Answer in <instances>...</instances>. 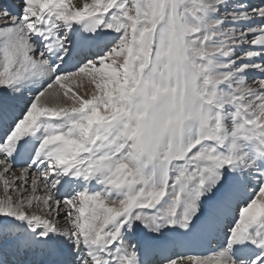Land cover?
I'll return each instance as SVG.
<instances>
[{"label": "snow or ice", "instance_id": "obj_1", "mask_svg": "<svg viewBox=\"0 0 264 264\" xmlns=\"http://www.w3.org/2000/svg\"><path fill=\"white\" fill-rule=\"evenodd\" d=\"M0 264H264V0H0Z\"/></svg>", "mask_w": 264, "mask_h": 264}]
</instances>
